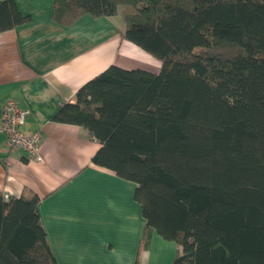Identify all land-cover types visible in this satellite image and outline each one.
Listing matches in <instances>:
<instances>
[{"label": "trees", "instance_id": "obj_1", "mask_svg": "<svg viewBox=\"0 0 264 264\" xmlns=\"http://www.w3.org/2000/svg\"><path fill=\"white\" fill-rule=\"evenodd\" d=\"M125 14L124 40L158 73L109 66L53 121L100 144L91 163L136 184L173 264H264V0H54L51 17ZM0 1V32L28 21ZM33 193L0 194V264H57Z\"/></svg>", "mask_w": 264, "mask_h": 264}, {"label": "crops", "instance_id": "obj_2", "mask_svg": "<svg viewBox=\"0 0 264 264\" xmlns=\"http://www.w3.org/2000/svg\"><path fill=\"white\" fill-rule=\"evenodd\" d=\"M1 1V0H0ZM28 21L0 32V113L14 100L29 111L21 130L41 134L36 162L10 151L0 131V194L33 193L57 264H135L145 219L136 184L95 166L100 148L85 129L53 121L76 91L109 66L158 73L160 62L123 39L125 21L83 15L70 26L52 20L54 0H14ZM179 246L155 231L138 264H173Z\"/></svg>", "mask_w": 264, "mask_h": 264}, {"label": "built area", "instance_id": "obj_3", "mask_svg": "<svg viewBox=\"0 0 264 264\" xmlns=\"http://www.w3.org/2000/svg\"><path fill=\"white\" fill-rule=\"evenodd\" d=\"M28 113L27 109L21 108L14 100L5 101L1 107L0 131L5 135L10 151L24 152L31 160L42 162L43 158L39 151L41 134L24 133L21 130Z\"/></svg>", "mask_w": 264, "mask_h": 264}, {"label": "rangeland", "instance_id": "obj_4", "mask_svg": "<svg viewBox=\"0 0 264 264\" xmlns=\"http://www.w3.org/2000/svg\"><path fill=\"white\" fill-rule=\"evenodd\" d=\"M118 11H119L118 16H119V15H120V16H119L118 18H116V21H120V22L122 21V22H123L124 19H123V16H121V14H123V9H122L121 7H119V8H118Z\"/></svg>", "mask_w": 264, "mask_h": 264}]
</instances>
